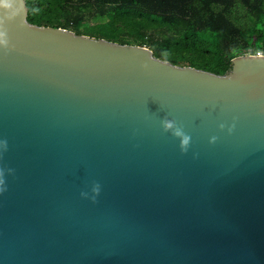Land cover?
<instances>
[{"label":"water","instance_id":"95a60500","mask_svg":"<svg viewBox=\"0 0 264 264\" xmlns=\"http://www.w3.org/2000/svg\"><path fill=\"white\" fill-rule=\"evenodd\" d=\"M0 32V264H264V54L176 65L25 0Z\"/></svg>","mask_w":264,"mask_h":264},{"label":"trees","instance_id":"16d2710c","mask_svg":"<svg viewBox=\"0 0 264 264\" xmlns=\"http://www.w3.org/2000/svg\"><path fill=\"white\" fill-rule=\"evenodd\" d=\"M25 4L30 23L145 45L173 64L216 74L228 71L236 56L264 54V0H25Z\"/></svg>","mask_w":264,"mask_h":264},{"label":"clouds","instance_id":"9594fccd","mask_svg":"<svg viewBox=\"0 0 264 264\" xmlns=\"http://www.w3.org/2000/svg\"><path fill=\"white\" fill-rule=\"evenodd\" d=\"M4 36V33L3 32H0V37ZM161 124L162 126L164 127L165 130L167 129H172L175 127V132H174V135H176L177 137H182V140H181V147H182V150L184 149V146H186L188 143H189V136L185 135L183 133V130L176 126L175 125V122L173 120H168V119H165V120H162L161 121ZM98 186L96 188V191H98Z\"/></svg>","mask_w":264,"mask_h":264},{"label":"rangeland","instance_id":"374dc122","mask_svg":"<svg viewBox=\"0 0 264 264\" xmlns=\"http://www.w3.org/2000/svg\"><path fill=\"white\" fill-rule=\"evenodd\" d=\"M82 26H87V25H82ZM147 35H152V36H154V37H158L159 36V34L158 33H155V32H147ZM117 36V35H116ZM113 39H115V38H113ZM116 42H118V41H116ZM145 46V45H144ZM147 47V46H146ZM148 48H150V47H148Z\"/></svg>","mask_w":264,"mask_h":264},{"label":"built area","instance_id":"2783aa9c","mask_svg":"<svg viewBox=\"0 0 264 264\" xmlns=\"http://www.w3.org/2000/svg\"><path fill=\"white\" fill-rule=\"evenodd\" d=\"M256 55H261V53H260V52H258Z\"/></svg>","mask_w":264,"mask_h":264}]
</instances>
